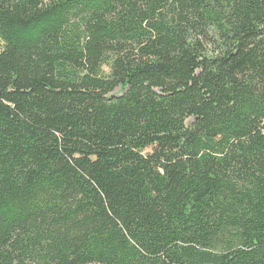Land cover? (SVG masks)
Instances as JSON below:
<instances>
[{
  "label": "trees",
  "instance_id": "trees-1",
  "mask_svg": "<svg viewBox=\"0 0 264 264\" xmlns=\"http://www.w3.org/2000/svg\"><path fill=\"white\" fill-rule=\"evenodd\" d=\"M0 264H264V0H0Z\"/></svg>",
  "mask_w": 264,
  "mask_h": 264
},
{
  "label": "rangeland",
  "instance_id": "rangeland-1",
  "mask_svg": "<svg viewBox=\"0 0 264 264\" xmlns=\"http://www.w3.org/2000/svg\"><path fill=\"white\" fill-rule=\"evenodd\" d=\"M108 70V69H107ZM152 149L150 148V149H148L147 151H151Z\"/></svg>",
  "mask_w": 264,
  "mask_h": 264
}]
</instances>
